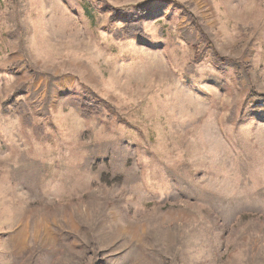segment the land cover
Listing matches in <instances>:
<instances>
[{"label": "rangeland", "instance_id": "rangeland-1", "mask_svg": "<svg viewBox=\"0 0 264 264\" xmlns=\"http://www.w3.org/2000/svg\"><path fill=\"white\" fill-rule=\"evenodd\" d=\"M254 93L264 0H0V264H264Z\"/></svg>", "mask_w": 264, "mask_h": 264}, {"label": "trees", "instance_id": "trees-1", "mask_svg": "<svg viewBox=\"0 0 264 264\" xmlns=\"http://www.w3.org/2000/svg\"><path fill=\"white\" fill-rule=\"evenodd\" d=\"M255 98H260V99H263L264 101V95H261V94H258V93H254L253 95ZM86 107V106H85Z\"/></svg>", "mask_w": 264, "mask_h": 264}, {"label": "bare ground", "instance_id": "bare-ground-1", "mask_svg": "<svg viewBox=\"0 0 264 264\" xmlns=\"http://www.w3.org/2000/svg\"><path fill=\"white\" fill-rule=\"evenodd\" d=\"M186 113V112H185Z\"/></svg>", "mask_w": 264, "mask_h": 264}]
</instances>
